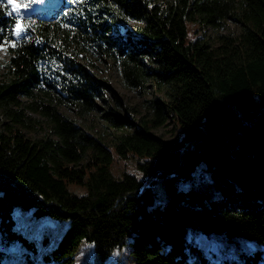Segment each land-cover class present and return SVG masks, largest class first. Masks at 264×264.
Returning a JSON list of instances; mask_svg holds the SVG:
<instances>
[{
	"label": "trees",
	"instance_id": "1",
	"mask_svg": "<svg viewBox=\"0 0 264 264\" xmlns=\"http://www.w3.org/2000/svg\"><path fill=\"white\" fill-rule=\"evenodd\" d=\"M44 15L0 0L12 73L0 83V264H74L84 243L94 264H264V0H63ZM229 19L238 33L197 35ZM81 52L162 94L138 117L102 111L111 142L60 108L101 109L106 85ZM168 120L175 138L153 131ZM16 209L67 226L49 247ZM189 229L232 240L231 256Z\"/></svg>",
	"mask_w": 264,
	"mask_h": 264
},
{
	"label": "rangeland",
	"instance_id": "2",
	"mask_svg": "<svg viewBox=\"0 0 264 264\" xmlns=\"http://www.w3.org/2000/svg\"><path fill=\"white\" fill-rule=\"evenodd\" d=\"M7 1V0H6ZM63 0H14V4L19 6V10L23 11L24 7L30 8L26 12L28 13H43L45 17H49L50 10L55 9ZM39 4V7L36 5ZM11 8H14L13 4H10ZM138 21L131 20L130 26L138 24ZM20 25V34L23 32V26ZM17 25L15 26L14 33L17 31ZM240 24L234 20L229 19L225 26L221 29H215L210 25L204 26L197 31V35L204 36L212 42H217V35L221 32L236 34L240 31ZM19 34V35H20ZM10 52L5 45L0 46V83L7 82L12 77L10 67L8 65ZM77 61L84 65V67L97 75L106 85V88L102 89V96L97 100L101 109L95 110L86 115H81L75 107L61 106V110L73 118L78 125L94 135H101L107 142H111L115 129L113 126L103 117L102 111H105L109 107L119 106L121 114L128 116H140L146 112L144 105V99L152 96L161 97L162 94L155 90H150L149 93L142 95L137 90L126 87L122 80L119 71L111 64L110 61H100L95 57L81 52L77 55ZM103 108V109H102ZM153 131L165 138H175L177 135V127L172 120L160 127L154 128ZM29 135H42L47 132L45 125H39L34 131H26ZM15 217L17 218V225L22 227L29 237L39 240L41 236L46 234L49 239L46 243H49V247L56 244L61 234L67 226L66 221H55L51 217L36 216L29 211H22L16 209ZM188 237L190 239L197 238V240L203 244L204 248L213 257L222 261L226 256H231L232 240H225L220 235L213 232H204L200 229H189ZM41 243V242H40ZM212 249L216 251L214 254ZM93 255V249L87 243L83 244L82 249L77 253L74 264H94L91 263V256ZM118 261L115 257L106 260L105 264H116Z\"/></svg>",
	"mask_w": 264,
	"mask_h": 264
},
{
	"label": "snow or ice",
	"instance_id": "3",
	"mask_svg": "<svg viewBox=\"0 0 264 264\" xmlns=\"http://www.w3.org/2000/svg\"><path fill=\"white\" fill-rule=\"evenodd\" d=\"M7 2L9 3V4H13L14 5V8H13V10L14 11H18L19 10V6H16L15 4H14V0H7ZM20 25H17V31H16V35H19L20 34Z\"/></svg>",
	"mask_w": 264,
	"mask_h": 264
},
{
	"label": "water",
	"instance_id": "4",
	"mask_svg": "<svg viewBox=\"0 0 264 264\" xmlns=\"http://www.w3.org/2000/svg\"><path fill=\"white\" fill-rule=\"evenodd\" d=\"M36 6L39 7V4H37ZM29 9H30V8L24 7V8H23V11H27V10H29Z\"/></svg>",
	"mask_w": 264,
	"mask_h": 264
}]
</instances>
